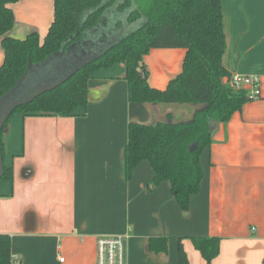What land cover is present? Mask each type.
<instances>
[{
  "label": "crops",
  "instance_id": "obj_1",
  "mask_svg": "<svg viewBox=\"0 0 264 264\" xmlns=\"http://www.w3.org/2000/svg\"><path fill=\"white\" fill-rule=\"evenodd\" d=\"M222 6L223 65L231 75L259 76L261 98L212 127L189 211L168 182L153 184L148 161L127 179L124 151L130 123L191 122L205 106L131 103L126 64H116L93 75L87 108L75 116L19 112L4 131V165L13 180L0 182V234L10 235L21 264H96L98 237L123 234L130 236L128 264H179V239L190 264H207L193 237L221 239L211 264H264V0H222ZM11 8L10 37L36 32L44 40L54 0H21ZM185 56V49L151 50L144 57L149 84L165 90ZM4 57L0 38V66ZM155 239L167 240L166 253L151 249Z\"/></svg>",
  "mask_w": 264,
  "mask_h": 264
},
{
  "label": "trees",
  "instance_id": "obj_2",
  "mask_svg": "<svg viewBox=\"0 0 264 264\" xmlns=\"http://www.w3.org/2000/svg\"><path fill=\"white\" fill-rule=\"evenodd\" d=\"M19 1L0 0V38L5 56L0 66V98L53 57L78 49L73 52L77 63L56 80L60 81L57 87L18 105L11 113L0 132L3 156V134L14 114L75 116L87 108L88 83L93 75L125 63L129 102L205 106L191 122L168 119L153 125L130 123L124 151L127 179L141 162L148 161L155 172L153 184L168 182L181 209L189 211L192 197L201 188V156L212 144L211 123H227L252 101L245 90L236 91L227 83L231 73L223 65L227 38L222 0H54V20L44 40L36 32L24 40L8 35L15 25L11 6ZM127 10L130 13L125 24L122 15ZM88 34L97 37L103 48L88 46ZM153 49L186 50L181 73L165 90L148 82L144 57ZM12 180L13 170L5 166L0 182ZM190 240L207 264L219 256L220 238ZM151 249L166 253L167 240H153ZM12 256L10 235L0 234V264H13ZM178 263L190 264L181 239Z\"/></svg>",
  "mask_w": 264,
  "mask_h": 264
},
{
  "label": "built area",
  "instance_id": "obj_3",
  "mask_svg": "<svg viewBox=\"0 0 264 264\" xmlns=\"http://www.w3.org/2000/svg\"><path fill=\"white\" fill-rule=\"evenodd\" d=\"M227 83L236 91L245 90L251 100L261 98V78L257 75L232 74ZM129 238L128 234L98 237L96 264H128ZM12 260L13 264H21L16 255L12 256Z\"/></svg>",
  "mask_w": 264,
  "mask_h": 264
},
{
  "label": "rangeland",
  "instance_id": "obj_4",
  "mask_svg": "<svg viewBox=\"0 0 264 264\" xmlns=\"http://www.w3.org/2000/svg\"><path fill=\"white\" fill-rule=\"evenodd\" d=\"M97 39V37H90V34H88L85 41L90 47L103 48V45H101ZM75 50L78 49L69 50L67 53L61 54L59 58L53 57L44 66L34 68L25 78L23 86H21V88L17 90L9 100L7 107L11 106L18 100H23L22 98H26L29 92L27 89L31 90V88L38 84V81L41 80L40 82H42L48 79V81L55 82L58 78L65 76L77 63L76 59H74L75 57L73 53ZM93 53L94 50L91 51V54Z\"/></svg>",
  "mask_w": 264,
  "mask_h": 264
},
{
  "label": "water",
  "instance_id": "obj_5",
  "mask_svg": "<svg viewBox=\"0 0 264 264\" xmlns=\"http://www.w3.org/2000/svg\"><path fill=\"white\" fill-rule=\"evenodd\" d=\"M129 13H130V10H127L122 15L123 21L125 24L127 23V17L129 15ZM25 78L16 84V88L14 91L8 92L2 98H0V132H1L5 122L7 121L8 117L11 115V113L15 110V108L18 105H20L22 103H26V102H31L35 98H37L38 96L43 94L44 92L50 91L60 84V81L52 82V81H48V79H46L45 81L40 82L41 80L39 79L40 81H38V84L35 87L31 88V90L27 89V91H29V92H28L26 98H22L23 100H18L17 102L13 103L11 106L7 107L9 100L12 98V96L15 94V92L17 90H19L21 88V86H23ZM217 124H218V122H212L211 127H214ZM4 167H5V165H4L3 153H2V150L0 148V180L4 175Z\"/></svg>",
  "mask_w": 264,
  "mask_h": 264
}]
</instances>
